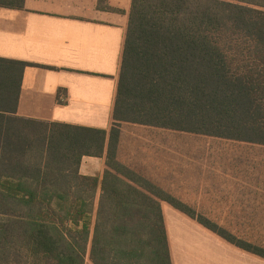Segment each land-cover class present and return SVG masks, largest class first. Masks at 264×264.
I'll list each match as a JSON object with an SVG mask.
<instances>
[{"label": "trees", "instance_id": "1", "mask_svg": "<svg viewBox=\"0 0 264 264\" xmlns=\"http://www.w3.org/2000/svg\"><path fill=\"white\" fill-rule=\"evenodd\" d=\"M28 65L0 58L15 105ZM113 119L96 177L78 167L102 154L105 130L0 114V264H172L162 202L201 218L118 160L116 127L264 145V0H132ZM205 227L264 259V249Z\"/></svg>", "mask_w": 264, "mask_h": 264}, {"label": "crops", "instance_id": "2", "mask_svg": "<svg viewBox=\"0 0 264 264\" xmlns=\"http://www.w3.org/2000/svg\"><path fill=\"white\" fill-rule=\"evenodd\" d=\"M131 2L132 0H24L21 8L0 6V58L29 63L18 75L16 105L9 101L10 96H15L11 95L12 89L7 90V86L11 85L6 82V70L0 68V114L50 125L105 130L107 134L102 154L83 155L78 167L81 175L101 177L106 167L109 132L115 123L113 111ZM12 92L15 93L14 90ZM134 127L166 131L163 128L119 122L116 127L120 130L117 158L131 169L133 168L121 159L120 154L124 141L131 138L127 129ZM161 147L162 145H158L159 149ZM142 175L183 203L179 197L148 176ZM238 199L236 201L240 205L237 206L242 207L241 199H246L243 189L242 197L239 195ZM163 203L167 202H162V210ZM186 206L201 218L200 221L197 217L186 215L196 224L204 228L207 223L213 225L198 212L207 209L203 204ZM225 209L235 208L225 206ZM195 237L196 234H193L184 249L179 250L181 257L188 258V262L184 264L232 262L230 251H226L225 258L222 254L216 255L207 247L196 246L198 238ZM168 241L172 264H175L169 237Z\"/></svg>", "mask_w": 264, "mask_h": 264}, {"label": "rangeland", "instance_id": "3", "mask_svg": "<svg viewBox=\"0 0 264 264\" xmlns=\"http://www.w3.org/2000/svg\"><path fill=\"white\" fill-rule=\"evenodd\" d=\"M128 132L131 138L124 141L120 155L133 170L148 176L185 205L203 204L207 209L198 212L217 229L264 249V145L167 129L134 127ZM242 189L246 199H241L242 207H238L236 199L242 197ZM98 197L99 191L95 207ZM163 214L175 264L188 262L179 250L193 234L198 238L196 246L207 247L224 258L230 251V264H264V259L230 245L168 203H163Z\"/></svg>", "mask_w": 264, "mask_h": 264}]
</instances>
